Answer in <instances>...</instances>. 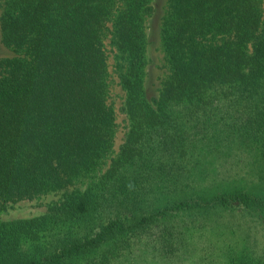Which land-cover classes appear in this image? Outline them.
I'll return each mask as SVG.
<instances>
[{
  "label": "trees",
  "instance_id": "1",
  "mask_svg": "<svg viewBox=\"0 0 264 264\" xmlns=\"http://www.w3.org/2000/svg\"><path fill=\"white\" fill-rule=\"evenodd\" d=\"M153 2L4 0L3 42L16 55L0 60V209L52 191L64 195L42 215L0 219V264H127L151 242V253L167 257L176 249L169 217L233 204L264 214V192L205 198L141 183L164 176L173 152L193 150L177 108L191 125L217 124L204 129L207 143H253L264 159V0H167L161 46L168 71L159 95L149 97ZM108 45L132 127L98 180L69 189L114 146Z\"/></svg>",
  "mask_w": 264,
  "mask_h": 264
},
{
  "label": "rangeland",
  "instance_id": "2",
  "mask_svg": "<svg viewBox=\"0 0 264 264\" xmlns=\"http://www.w3.org/2000/svg\"><path fill=\"white\" fill-rule=\"evenodd\" d=\"M4 0H0V60L11 58L16 53L3 42L1 15ZM154 13L148 19L147 33V75L145 88L149 97L158 96L162 87V78L168 68L161 46V22L166 9L167 0H154ZM110 54L111 88L108 101L116 112L117 127L114 146L108 158L101 167L91 175L77 180L69 189H86L98 180L109 167L112 159L122 150L129 138L131 122L124 111L126 92L114 73V55L108 45ZM220 113H225L226 108L221 104ZM220 105V106H221ZM177 116L180 129L184 132L189 150L180 156L173 152L169 165L165 167V174L161 178L150 176L141 183H165L169 190L176 189L180 194L188 192L197 194L194 197L212 198L222 192L244 190L249 193L264 192V159L253 143L240 141H225L223 143L210 140L206 142L202 133L207 128L213 131L209 123L195 125L181 118V109ZM178 127V125H177ZM179 129V130H180ZM181 131V130H180ZM199 133V134H197ZM184 140V139H183ZM154 141V140H153ZM157 141V139L155 140ZM155 142H153L154 144ZM140 145V143H137ZM136 146V145H135ZM146 151L145 146H142ZM149 150V149H147ZM143 154L149 159L159 160L158 153L149 150ZM181 152V151H180ZM173 163V166H170ZM173 167V171L169 168ZM177 169H180L174 175ZM176 176V177H174ZM173 194V193H172ZM64 195V190L52 191L38 195L32 199H23L9 202L0 209V219L9 221L20 218H32L44 214L49 205ZM152 197V195H151ZM164 197V196H162ZM173 234V244L176 249L169 256L151 253L144 246L142 250L127 264H233L239 260L251 264L264 259V214L241 205H219L213 208H195L182 212L165 220ZM155 232V231H154ZM171 236V235H170Z\"/></svg>",
  "mask_w": 264,
  "mask_h": 264
}]
</instances>
